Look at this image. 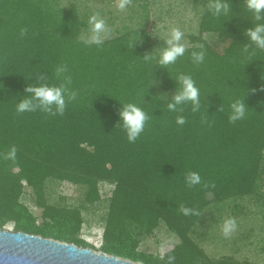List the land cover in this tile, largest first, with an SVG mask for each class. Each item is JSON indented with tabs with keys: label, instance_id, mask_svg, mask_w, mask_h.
Returning a JSON list of instances; mask_svg holds the SVG:
<instances>
[{
	"label": "trees",
	"instance_id": "16d2710c",
	"mask_svg": "<svg viewBox=\"0 0 264 264\" xmlns=\"http://www.w3.org/2000/svg\"><path fill=\"white\" fill-rule=\"evenodd\" d=\"M151 2L131 0L132 23L97 46L85 43L90 26L77 3L0 0V226L14 222V231L144 264H168L170 256L174 264H249L211 259L192 232L212 202L252 196L264 206V51L255 45L243 51L251 44L246 29L254 27L252 14L244 0H229L230 13L217 18L207 11L213 0H195L203 7L200 34L184 56L161 68L143 58H158L166 46L154 40ZM205 33L217 34L224 45L210 43ZM200 50L205 60L197 65L191 53ZM61 65L67 71L57 77ZM41 73L46 81L37 80ZM181 74L199 88V111L191 102L168 110ZM67 80L76 99L62 115L17 113L27 84ZM236 101H244L246 115L232 123ZM126 103L149 116L135 142L118 124ZM178 116L185 117L183 125ZM12 147L16 158L6 159ZM190 172L201 177L192 187L185 181ZM49 179L85 186L88 206L102 200L101 181L115 184L100 248L81 237L83 207L49 201ZM27 186L43 209L42 221L22 199ZM182 206L199 214L186 216ZM162 221L181 242L164 255L140 250L142 235Z\"/></svg>",
	"mask_w": 264,
	"mask_h": 264
},
{
	"label": "rangeland",
	"instance_id": "374dc122",
	"mask_svg": "<svg viewBox=\"0 0 264 264\" xmlns=\"http://www.w3.org/2000/svg\"><path fill=\"white\" fill-rule=\"evenodd\" d=\"M77 3L84 15L89 17L99 12L105 20L108 31L102 39L116 35L126 24L132 23L134 11L128 6L124 10L117 7L119 0H62L64 6ZM151 10L154 40L165 45L164 39L170 35L172 28H179L184 33L186 47L192 44V36L200 34L202 4L195 0H152ZM90 38V29L84 33ZM204 37L212 44L223 41L215 33H205ZM160 93L167 92L159 88ZM102 200L94 206L85 203L87 188L70 181L49 179L47 185L48 199L52 203L66 204L72 207H83L85 223L81 237L97 248L102 246L105 229L104 218L109 207L115 184L109 181L100 182ZM212 199V194L208 195ZM23 201L41 219L43 209L35 202L32 188L27 186ZM234 218L237 222L235 232L228 238L222 233L224 220ZM14 222H9L4 230L14 231ZM192 236L214 260L233 257L249 264H264V206L253 197L233 198L223 203L212 202L201 215ZM140 250L164 255L170 245L178 244L181 239L171 232L164 221L152 233L142 235Z\"/></svg>",
	"mask_w": 264,
	"mask_h": 264
},
{
	"label": "clouds",
	"instance_id": "9594fccd",
	"mask_svg": "<svg viewBox=\"0 0 264 264\" xmlns=\"http://www.w3.org/2000/svg\"><path fill=\"white\" fill-rule=\"evenodd\" d=\"M131 4V0H119L117 7L120 10L126 9ZM246 9L252 14L254 27L246 29L251 44L245 45L243 51L248 52L252 45L256 49L264 51V0H244ZM207 11L213 17L227 16L230 11L229 0H213L207 7ZM90 26L91 36L85 43L97 46L103 43L102 35L108 31L105 20L101 17L99 12L92 14L88 19ZM25 32L22 31L21 35ZM184 33L179 28H172L170 35L164 39L165 47L160 51L158 58L152 54L145 55L143 58L147 60H157V64L161 68H167L169 65L174 64L179 57L184 56L187 51L186 44L183 42ZM191 58L193 63L199 65L205 60V52L192 51ZM67 71L66 65H61L56 69L57 77L62 76ZM38 81H46V74H39ZM179 91H176L171 96L168 102V110L175 112L178 106L191 102L192 111L196 112L200 109L199 88L196 86L195 81L190 75L181 74L178 77ZM67 83L49 84L47 82L27 84L23 98L16 104L17 113H30L37 110L47 113L49 115H62L65 112L67 102L76 99L75 93H70ZM67 98V99H66ZM122 107L119 111V122L126 132L129 142H135L140 134L144 131L146 123L149 119L148 114L142 107L136 103L121 104ZM231 113L229 120L235 123L242 120L246 115V105L244 101H236L231 104ZM176 122L183 125L186 120L184 116H178ZM16 148L12 147L9 152L5 154V158L15 160ZM185 181L189 187L195 186L201 182V177L197 172H190L186 175ZM181 212L184 215L199 214L194 212L189 207H181ZM237 228V222L234 218L224 220L222 225V233L225 238L230 237ZM163 259V256L161 257ZM175 257H168V264H174Z\"/></svg>",
	"mask_w": 264,
	"mask_h": 264
},
{
	"label": "water",
	"instance_id": "95a60500",
	"mask_svg": "<svg viewBox=\"0 0 264 264\" xmlns=\"http://www.w3.org/2000/svg\"><path fill=\"white\" fill-rule=\"evenodd\" d=\"M0 264L144 263L25 231L4 230L0 226Z\"/></svg>",
	"mask_w": 264,
	"mask_h": 264
},
{
	"label": "built area",
	"instance_id": "2783aa9c",
	"mask_svg": "<svg viewBox=\"0 0 264 264\" xmlns=\"http://www.w3.org/2000/svg\"><path fill=\"white\" fill-rule=\"evenodd\" d=\"M103 243V242H102Z\"/></svg>",
	"mask_w": 264,
	"mask_h": 264
}]
</instances>
